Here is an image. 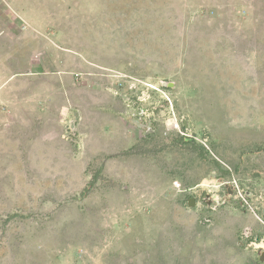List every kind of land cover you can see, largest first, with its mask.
<instances>
[{"label": "rangeland", "instance_id": "rangeland-1", "mask_svg": "<svg viewBox=\"0 0 264 264\" xmlns=\"http://www.w3.org/2000/svg\"><path fill=\"white\" fill-rule=\"evenodd\" d=\"M3 1L0 54L53 38L133 136H0V264H264V0Z\"/></svg>", "mask_w": 264, "mask_h": 264}, {"label": "crops", "instance_id": "crops-1", "mask_svg": "<svg viewBox=\"0 0 264 264\" xmlns=\"http://www.w3.org/2000/svg\"><path fill=\"white\" fill-rule=\"evenodd\" d=\"M12 1L8 0L6 3ZM4 8V5H0V21L4 26L11 27L12 23L10 24L4 17ZM10 9L20 16V11L15 10V7ZM45 40L46 47L42 55L45 54L47 57L41 62L36 54L32 58L36 63L34 69L27 65L26 60L22 65L24 60L19 52L9 56L17 62L15 69L6 64L9 58L6 53L0 54V136H108L100 134L102 129L105 131L109 129L112 133L110 136L124 134L133 136V129L127 124L132 109L126 98L121 96L120 101L115 87H112L101 91L105 97L100 95L97 99L93 90H90L92 87L82 85L84 87L82 93L81 89L74 86L73 80L67 78L65 70L53 73L51 70L53 62H57L56 69H64L69 65L65 66L63 63L64 56L51 55V51L47 50L46 43H53V38ZM27 74H35L33 75L35 78L27 79ZM21 75L23 77H20ZM16 77L18 80H15ZM69 87L77 98L73 100L74 102L71 101L72 107L69 102ZM106 105L112 109L111 112ZM71 111L76 113L69 119ZM97 124H100L98 132Z\"/></svg>", "mask_w": 264, "mask_h": 264}, {"label": "water", "instance_id": "water-1", "mask_svg": "<svg viewBox=\"0 0 264 264\" xmlns=\"http://www.w3.org/2000/svg\"><path fill=\"white\" fill-rule=\"evenodd\" d=\"M162 85H163V84H162ZM164 85H165V86H168V87H172L174 84L171 83V82H167V83H165ZM182 123H183V126L186 127V123H185V121H183ZM193 203H194V202H193V199H189V201H188V205H189V206H193ZM260 260L263 261V260H264V256H263V258H261Z\"/></svg>", "mask_w": 264, "mask_h": 264}, {"label": "flooded vegetation", "instance_id": "flooded-vegetation-1", "mask_svg": "<svg viewBox=\"0 0 264 264\" xmlns=\"http://www.w3.org/2000/svg\"><path fill=\"white\" fill-rule=\"evenodd\" d=\"M264 256V251L257 253V259L259 260V262H262L260 259L263 258Z\"/></svg>", "mask_w": 264, "mask_h": 264}]
</instances>
